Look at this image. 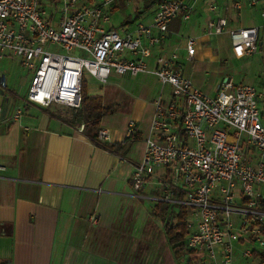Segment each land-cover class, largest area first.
I'll return each mask as SVG.
<instances>
[{
    "label": "built area",
    "instance_id": "obj_1",
    "mask_svg": "<svg viewBox=\"0 0 264 264\" xmlns=\"http://www.w3.org/2000/svg\"><path fill=\"white\" fill-rule=\"evenodd\" d=\"M91 1L63 0L54 13L42 0H0V59L9 52L35 71L26 101L81 107L85 77L107 83L112 72L156 74L173 87L172 96L155 100L145 153L133 170L134 189L157 186L155 199L188 207L186 246L201 264H237L239 254L253 257L255 245L264 247V92L227 77L215 94L206 93L183 72L177 53L159 54L156 65L150 64L153 47L167 37L172 20L191 17L194 6L187 0H159L153 20L134 28L106 26L119 0ZM258 5L264 17V0H235L233 7ZM210 8L216 11L217 5ZM228 25V18L218 15L208 29L223 33ZM229 31L236 55L264 57L261 25ZM197 42V36L188 37L190 59ZM75 49L86 55L72 53ZM7 86L0 69V89ZM2 114L0 105V123ZM23 114L19 107L14 117L20 121ZM136 126L132 120L126 138ZM99 137L108 140L109 129L101 127Z\"/></svg>",
    "mask_w": 264,
    "mask_h": 264
},
{
    "label": "crops",
    "instance_id": "obj_2",
    "mask_svg": "<svg viewBox=\"0 0 264 264\" xmlns=\"http://www.w3.org/2000/svg\"><path fill=\"white\" fill-rule=\"evenodd\" d=\"M130 1L126 0V3ZM187 1L194 6L191 17L185 19L180 14L172 20L167 37L153 47L149 59L152 66L156 65L159 54L177 53L183 72L194 81L192 70L185 68L181 55L189 60L188 37L194 35L199 40L200 36L192 33L185 37L184 32L205 26V35L213 33L208 29V22L218 15L228 18V29L224 32L229 33L230 28L238 26L261 25L264 40V23L256 22L257 14L261 13L259 5L245 6L239 11L233 7L235 0ZM211 4L217 5L216 11L211 10ZM122 5V2L112 5L111 17ZM156 7L157 4L143 13L140 21L151 22ZM136 16H126L127 20L118 27L127 24L134 28L138 20ZM111 25L116 27L112 22L106 24L107 27ZM214 49L219 53L224 51L219 45H214ZM231 53L239 59L244 58L236 55L233 48ZM7 54L12 56L9 52ZM247 57L253 58V62L260 61V69L264 65L261 54ZM211 63V66L206 65L205 70L208 73L211 68L213 76L217 77L213 91L204 90L197 81L194 83L213 95L227 77L235 80L234 76L241 71L236 70L231 76L223 77L214 58ZM198 71L203 76L204 69ZM242 78V81L235 82L253 83L264 92V69ZM167 85L168 89L162 87L154 98L160 94L170 98L173 87ZM10 91L12 98L21 100L13 101L7 97L6 108L2 106L0 264H96L93 261L107 264V254L112 252V246L119 258H129L131 264H177L176 256L172 255L167 244L164 222L157 220L153 213L159 202L154 197L159 194L160 188L151 185L149 189L138 192L133 187L134 166L144 156L155 107L144 117L137 114L135 119L131 118L127 126L102 124V128L109 129L111 134L107 142H125L132 120L137 126L130 139L137 141L144 137L143 144L135 151L116 153L97 146L80 130L83 120L75 115L73 107L60 103L45 107L27 102V94L20 97L14 88ZM261 106L264 115V98ZM19 107L24 110L20 121L14 117ZM93 215L96 216L95 221ZM254 247L259 255L248 259L239 256L237 264L240 260L241 264H254L255 258L260 260L256 264H264V247Z\"/></svg>",
    "mask_w": 264,
    "mask_h": 264
},
{
    "label": "rangeland",
    "instance_id": "obj_3",
    "mask_svg": "<svg viewBox=\"0 0 264 264\" xmlns=\"http://www.w3.org/2000/svg\"><path fill=\"white\" fill-rule=\"evenodd\" d=\"M82 2H92L91 0H81ZM132 0L129 3H126V0H119L122 2V6L120 9L116 10V12L112 15L111 22L118 27L121 22H125L127 20L128 15H131L132 18L136 16V12L143 10L145 6L150 3V0ZM144 1V2H141ZM43 3L48 8L50 12L59 13V8L63 6V0H43ZM57 3V5H56ZM58 6V7H56ZM136 11V12H135ZM246 11V10H245ZM244 11V12H245ZM147 12V11H146ZM255 14L256 11L254 10ZM257 14L256 22L264 23V17L262 15ZM124 16V17H123ZM126 17V18H125ZM244 18V15L242 16ZM254 17V16H253ZM246 19L247 16H246ZM141 20V17L138 18L136 24ZM185 24H188L185 23ZM205 26H201L199 29H186L184 32L185 37L194 33H198L200 39L196 44V58L194 60L187 59L186 56L181 55V59L184 61L185 68H190L192 70V77L194 81H197L198 84L206 91H213V87L215 86V80L217 77L213 76V71L209 68L208 73L206 72V65L211 66L212 59L216 64L220 67V75L223 77L231 76L233 71L240 70L241 73L237 74L235 77L236 81H242L246 74L251 75L255 74V72L264 69V65H262L260 69V61L255 62L252 61L251 57H244L242 59L237 58L232 52V38L229 33H208L205 35L204 28ZM231 27V25H230ZM185 37L183 38L184 43H186ZM185 45V44H184ZM214 45H219L224 48V51L218 52V50L214 49ZM51 49H58L57 46H51ZM185 49V48H184ZM183 53L185 50H179ZM74 54L86 55L80 49H75L72 51ZM3 57L0 59V69L7 76L8 88L0 89V104L4 108H6V104L8 103L7 97H10L13 101H19L21 99H14L11 95L10 89L14 88L16 92L20 95V97L28 94L29 87L33 81L35 71L30 70L27 66L21 62V58L17 56H9ZM264 63V62H263ZM204 69L203 76H200V72L198 70ZM198 71V73H196ZM88 90L91 94H100L103 97V103L105 105H112L115 103H120L119 108L112 113H108L103 117L102 124L103 126L108 125H116V126H127L130 119L134 118L138 114L140 117L146 116L147 113H151L153 111V107H155V96H157V92L165 87L168 89V85L165 86L159 80L156 74L154 73H142L137 76H130L128 74H120L116 72H112L107 83H99L93 76H88ZM154 101V105H153ZM14 105V102H13ZM262 107V106H261ZM263 121H264V115ZM143 136L139 140L130 139L129 142L122 149L125 153H129V151H135L143 144ZM150 185L145 189H149ZM151 193L152 191L149 190ZM152 202V200H150ZM148 201L149 204L151 202ZM180 210L178 205L172 206L170 212L178 213ZM150 214V210L148 211ZM156 216V215H155ZM161 220L160 217L156 216ZM95 218V219H94ZM160 218V219H159ZM92 219L95 221L96 216H92ZM191 217L188 215V220ZM163 221V220H162ZM163 223V222H162ZM190 231V229H189ZM114 232V231H113ZM113 234V233H112ZM109 240V239H108ZM142 240L143 237H142ZM113 244V242H112ZM170 247L171 245L167 243ZM254 246V244H253ZM112 252H108V263L107 264H131L129 258H119L113 250V246L111 249ZM172 255L174 253L173 248L171 247ZM174 256V255H173ZM176 256V255H175ZM238 256L241 257L239 254ZM254 256V255H253ZM190 258H194V264H201L199 258L195 257L193 252L190 251L188 246H186L184 252L180 254L175 259L177 260V264H187ZM255 258V257H254ZM96 264H99L98 261H93ZM256 262H260L259 258H255L254 264ZM103 263V262H102ZM242 261L240 260V264ZM138 264V263H136Z\"/></svg>",
    "mask_w": 264,
    "mask_h": 264
},
{
    "label": "trees",
    "instance_id": "obj_4",
    "mask_svg": "<svg viewBox=\"0 0 264 264\" xmlns=\"http://www.w3.org/2000/svg\"><path fill=\"white\" fill-rule=\"evenodd\" d=\"M158 2L159 0H152L148 3L143 10L137 12L136 19L140 18L143 13L149 11L154 5L158 4ZM134 21L135 20H130L129 22ZM87 84L88 78L85 77L82 89L81 107H73L75 115L81 117L83 120L82 123H85L84 133L90 137L97 146L116 153H122V149L131 137H127L123 143L107 142L101 140L99 137V130L102 127L104 115L115 112L119 108V104L105 105L102 96L89 93ZM172 206L171 202L161 200L156 204L153 213L163 220L168 242L173 248L174 254L178 257L186 248V240L189 232L188 207L184 204H178L180 210L178 213H174L170 212ZM254 255H259V252L255 251ZM187 264H194V258H190Z\"/></svg>",
    "mask_w": 264,
    "mask_h": 264
}]
</instances>
